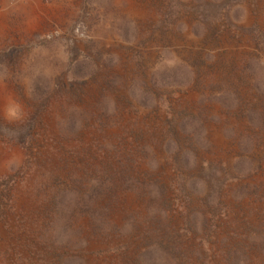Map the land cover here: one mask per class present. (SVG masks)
I'll list each match as a JSON object with an SVG mask.
<instances>
[{"label": "rangeland", "instance_id": "374dc122", "mask_svg": "<svg viewBox=\"0 0 264 264\" xmlns=\"http://www.w3.org/2000/svg\"><path fill=\"white\" fill-rule=\"evenodd\" d=\"M0 92V264H264V0H0Z\"/></svg>", "mask_w": 264, "mask_h": 264}, {"label": "clouds", "instance_id": "9594fccd", "mask_svg": "<svg viewBox=\"0 0 264 264\" xmlns=\"http://www.w3.org/2000/svg\"><path fill=\"white\" fill-rule=\"evenodd\" d=\"M7 111L9 117H18L20 115L19 108L16 106H10Z\"/></svg>", "mask_w": 264, "mask_h": 264}, {"label": "bare ground", "instance_id": "6f19581e", "mask_svg": "<svg viewBox=\"0 0 264 264\" xmlns=\"http://www.w3.org/2000/svg\"><path fill=\"white\" fill-rule=\"evenodd\" d=\"M1 93V92H0ZM2 98H3V96H2Z\"/></svg>", "mask_w": 264, "mask_h": 264}]
</instances>
